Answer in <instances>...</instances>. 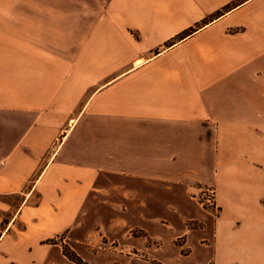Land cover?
<instances>
[{"label":"crops","instance_id":"crops-1","mask_svg":"<svg viewBox=\"0 0 264 264\" xmlns=\"http://www.w3.org/2000/svg\"><path fill=\"white\" fill-rule=\"evenodd\" d=\"M198 184L264 264V0H0V264H90L126 225L171 247Z\"/></svg>","mask_w":264,"mask_h":264},{"label":"rangeland","instance_id":"rangeland-1","mask_svg":"<svg viewBox=\"0 0 264 264\" xmlns=\"http://www.w3.org/2000/svg\"><path fill=\"white\" fill-rule=\"evenodd\" d=\"M194 186L195 188L189 193L193 201V205H189L192 217L187 216L180 222L185 233L173 238L171 247L163 238L148 236L141 227L130 228L126 225L124 232L117 237L109 234L102 235L99 243L92 250L93 254L89 253L93 257L86 255L90 260L92 258L90 264H96L95 255L100 256L102 264H112L109 256L114 254L134 264L140 261L146 264H240V254L220 251V244H217L220 236L216 239L212 238L216 233L215 221L222 215V205L217 201L215 186L207 184ZM211 189L213 190L212 204L205 200ZM187 236L189 241L186 239ZM199 242L202 246L206 247L208 244L211 248L216 243L217 248L212 250V254L208 250L203 252L198 245ZM82 261L83 264H88L89 260Z\"/></svg>","mask_w":264,"mask_h":264},{"label":"trees","instance_id":"trees-1","mask_svg":"<svg viewBox=\"0 0 264 264\" xmlns=\"http://www.w3.org/2000/svg\"><path fill=\"white\" fill-rule=\"evenodd\" d=\"M63 251H64V254L72 261L78 263V264H83L82 262V259L74 252L72 251L71 249H69L68 247H63ZM71 252V253H70Z\"/></svg>","mask_w":264,"mask_h":264},{"label":"built area","instance_id":"built-area-1","mask_svg":"<svg viewBox=\"0 0 264 264\" xmlns=\"http://www.w3.org/2000/svg\"><path fill=\"white\" fill-rule=\"evenodd\" d=\"M208 195H207V197L205 198V200L208 202V203H210V204H212V197H211V195L213 194V190L211 189L210 190V194L209 193H207Z\"/></svg>","mask_w":264,"mask_h":264}]
</instances>
